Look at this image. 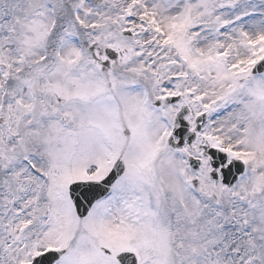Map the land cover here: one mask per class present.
<instances>
[{
	"label": "snow or ice",
	"instance_id": "6c2138e0",
	"mask_svg": "<svg viewBox=\"0 0 264 264\" xmlns=\"http://www.w3.org/2000/svg\"><path fill=\"white\" fill-rule=\"evenodd\" d=\"M0 264H264V0H0Z\"/></svg>",
	"mask_w": 264,
	"mask_h": 264
}]
</instances>
